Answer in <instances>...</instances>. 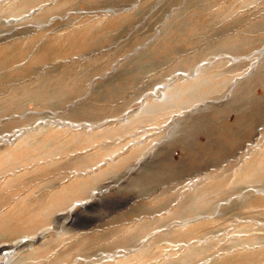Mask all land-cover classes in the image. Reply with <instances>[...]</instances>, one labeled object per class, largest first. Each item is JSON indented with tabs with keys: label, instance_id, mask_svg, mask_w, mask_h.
Instances as JSON below:
<instances>
[{
	"label": "rangeland",
	"instance_id": "rangeland-1",
	"mask_svg": "<svg viewBox=\"0 0 264 264\" xmlns=\"http://www.w3.org/2000/svg\"><path fill=\"white\" fill-rule=\"evenodd\" d=\"M7 251L264 264V0H0Z\"/></svg>",
	"mask_w": 264,
	"mask_h": 264
},
{
	"label": "bare ground",
	"instance_id": "bare-ground-1",
	"mask_svg": "<svg viewBox=\"0 0 264 264\" xmlns=\"http://www.w3.org/2000/svg\"><path fill=\"white\" fill-rule=\"evenodd\" d=\"M14 135H16V134H14ZM16 136H17V135H16ZM88 202H89V200H86V201H82V202L76 203V204L73 206V208H74L76 205L85 206ZM26 241H27V239H22V240L20 241V243H16V244H17L16 246L21 245L22 243H24V242H26ZM5 254H6L7 259H8V258H9V254H12V251H7ZM3 257H5V256H3V254L0 255V259L3 258ZM6 261H7L6 263L8 264L11 260H10V258H9V259L6 260Z\"/></svg>",
	"mask_w": 264,
	"mask_h": 264
}]
</instances>
